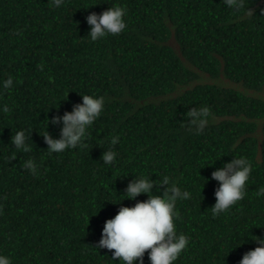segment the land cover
<instances>
[{
  "label": "trees",
  "instance_id": "1",
  "mask_svg": "<svg viewBox=\"0 0 264 264\" xmlns=\"http://www.w3.org/2000/svg\"><path fill=\"white\" fill-rule=\"evenodd\" d=\"M113 6L126 9V28L91 41L85 17ZM8 76L0 254L12 264H121L94 245L120 206L147 199L124 198L141 174L191 193L176 202L175 227L189 243L173 264H238L257 246L250 238L264 236V0H0V85ZM84 94L103 96L104 108L83 146L49 154L42 135L47 125L59 138L61 124L47 119ZM202 107L197 132L187 113ZM21 129L29 152L12 145ZM109 147L117 156L105 165ZM233 156L252 165L246 195L213 217L211 172ZM29 159L35 174L21 167ZM143 259L150 264L147 250Z\"/></svg>",
  "mask_w": 264,
  "mask_h": 264
},
{
  "label": "clouds",
  "instance_id": "2",
  "mask_svg": "<svg viewBox=\"0 0 264 264\" xmlns=\"http://www.w3.org/2000/svg\"><path fill=\"white\" fill-rule=\"evenodd\" d=\"M63 3L64 0H52L53 7H61ZM224 4L228 8H238L240 0H224ZM125 14L126 9L121 6L108 7L99 14L89 13L85 17L89 25V39L97 41L106 35L121 33L126 28L123 19ZM11 87L12 77L8 76L0 85V91ZM81 97L82 102L75 104L70 112L65 111L62 116L54 115L50 120L47 119V124H61L59 138L50 136L46 125L42 136L49 154L83 146L89 134L88 129L103 111V96L84 94ZM0 111L7 113L9 107L3 105ZM187 115L190 117V124L195 125L199 132V126L208 115V108H192ZM28 139L29 136H26L23 129L11 136L12 145L23 152L31 151L30 145L26 143ZM108 143L110 146L117 144L118 137L111 136ZM116 156L117 153L109 147L104 150L101 158L105 165H111ZM21 167L36 173V164L31 159L24 161ZM251 171L252 165L247 158L233 156L222 167L211 172V177L219 182L214 192L215 203L210 208L213 217L227 212L237 201L244 198ZM154 185H163V190L160 191L157 187L154 192ZM157 192L159 194H154ZM123 193H126L124 198L130 200L141 193L146 194L147 199L136 201L132 206H120L112 218L105 220L101 238L94 245L95 249L114 250L111 252V259L119 260L121 264H133L134 261L135 264H144L146 250L150 264H173L189 243V238L183 233H178L175 227L174 221L178 216L176 202L190 199L191 193L181 190L167 176L157 183L143 174L130 181ZM256 195L264 196V188L257 191ZM250 239L255 241L257 246L243 253L238 264H264V236H252ZM0 264H12V261L8 256L0 254Z\"/></svg>",
  "mask_w": 264,
  "mask_h": 264
},
{
  "label": "water",
  "instance_id": "3",
  "mask_svg": "<svg viewBox=\"0 0 264 264\" xmlns=\"http://www.w3.org/2000/svg\"><path fill=\"white\" fill-rule=\"evenodd\" d=\"M259 150H260V141L258 142V154H259Z\"/></svg>",
  "mask_w": 264,
  "mask_h": 264
},
{
  "label": "flooded vegetation",
  "instance_id": "4",
  "mask_svg": "<svg viewBox=\"0 0 264 264\" xmlns=\"http://www.w3.org/2000/svg\"><path fill=\"white\" fill-rule=\"evenodd\" d=\"M220 78H222L221 75H220ZM222 80H223L224 82H227V81H226L227 79L222 78ZM230 84H231V83H230ZM232 85H233V84H232Z\"/></svg>",
  "mask_w": 264,
  "mask_h": 264
}]
</instances>
